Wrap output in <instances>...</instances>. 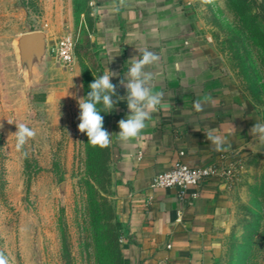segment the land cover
I'll use <instances>...</instances> for the list:
<instances>
[{
  "label": "rangeland",
  "instance_id": "obj_1",
  "mask_svg": "<svg viewBox=\"0 0 264 264\" xmlns=\"http://www.w3.org/2000/svg\"><path fill=\"white\" fill-rule=\"evenodd\" d=\"M89 2L0 0V252L10 264H116L122 228L109 181L110 145L92 146L78 130V100L102 75ZM189 2L226 72L264 114V0ZM38 32L45 35V51L30 65L20 43ZM67 34L76 40L70 66L52 54ZM75 71L82 72L84 89L76 84ZM101 115L108 131L109 113ZM12 121L37 133L22 152L15 148ZM245 162L232 185L234 226L218 264H264V148Z\"/></svg>",
  "mask_w": 264,
  "mask_h": 264
},
{
  "label": "crops",
  "instance_id": "obj_2",
  "mask_svg": "<svg viewBox=\"0 0 264 264\" xmlns=\"http://www.w3.org/2000/svg\"><path fill=\"white\" fill-rule=\"evenodd\" d=\"M89 3L100 71L118 74L111 78L118 96L126 95L119 81L133 59L145 49L159 56L145 71L153 73L152 90L162 92L163 101L141 138L122 142L117 136L118 122L130 114L126 100L109 113L113 206L124 264H218L234 226L237 189L210 179L181 200L176 189L153 188L152 180L169 171L181 151L191 167L208 166L220 155L248 158L254 153L250 129L264 123V114L226 72L188 0ZM75 72L84 89L82 72ZM204 97L211 102L197 112L193 102ZM209 129L226 137L229 151L214 150L205 134Z\"/></svg>",
  "mask_w": 264,
  "mask_h": 264
},
{
  "label": "clouds",
  "instance_id": "obj_3",
  "mask_svg": "<svg viewBox=\"0 0 264 264\" xmlns=\"http://www.w3.org/2000/svg\"><path fill=\"white\" fill-rule=\"evenodd\" d=\"M204 3H212L213 0H203ZM140 59H133L120 85L126 89V95H117V86L111 82L117 73L111 72L94 77L88 87L90 91L86 96L78 100L79 124L78 130L85 133L88 143L100 148L108 147L111 143V136L104 128V117L101 113H111L117 103L126 100L129 115L126 119L118 122L120 131L117 133L122 142L139 140L143 130L147 127L146 121L151 118V113L158 110L162 105L163 93L152 90L154 75L150 71H145L147 66L156 63L159 56L147 49L143 50ZM81 88L83 85L80 86ZM113 97H116L114 100ZM211 97H204L203 100L197 99L193 102V107L197 112L203 111V104L210 103ZM167 106V105H165ZM8 122L9 124L13 123ZM16 123V122H15ZM0 126V128H2ZM16 132L12 133L15 137V148L17 152H22L29 140L36 137V131L25 123H16ZM199 131V129H195ZM206 138L214 146L217 152H227L231 148L227 144L226 137L217 133L215 129L205 132ZM249 134L253 137L254 143L249 144L252 151L257 152L264 148V123L256 122L250 129ZM227 145V146H226ZM27 156V152H23ZM0 264H10L9 258L0 252Z\"/></svg>",
  "mask_w": 264,
  "mask_h": 264
},
{
  "label": "built area",
  "instance_id": "obj_4",
  "mask_svg": "<svg viewBox=\"0 0 264 264\" xmlns=\"http://www.w3.org/2000/svg\"><path fill=\"white\" fill-rule=\"evenodd\" d=\"M188 4H190L188 0ZM76 40L73 34H67L55 44L52 50L54 59L64 66H70L75 59ZM185 152L179 153V158L172 168L156 175L152 187L156 189H176L179 198L185 200L191 189L200 188L210 179H219L226 186L235 183L238 174L245 167L246 157L241 153L220 155L205 167H191L184 162Z\"/></svg>",
  "mask_w": 264,
  "mask_h": 264
},
{
  "label": "water",
  "instance_id": "obj_5",
  "mask_svg": "<svg viewBox=\"0 0 264 264\" xmlns=\"http://www.w3.org/2000/svg\"><path fill=\"white\" fill-rule=\"evenodd\" d=\"M45 46L46 38L43 33L38 32L22 37L20 43L22 58L24 61H29L31 65L35 57L40 60L44 55Z\"/></svg>",
  "mask_w": 264,
  "mask_h": 264
},
{
  "label": "trees",
  "instance_id": "obj_6",
  "mask_svg": "<svg viewBox=\"0 0 264 264\" xmlns=\"http://www.w3.org/2000/svg\"><path fill=\"white\" fill-rule=\"evenodd\" d=\"M85 84H86V82H85ZM110 152H111V150H110ZM110 163H111V160H110ZM54 168H55L56 171L59 170V165L57 163H55L54 164ZM29 169H30L29 162H26V173L28 175V184H29V180H30ZM110 177L111 176L109 175V181L111 183L112 181H111ZM114 212H115V210H114ZM118 225H120V227H121V223L119 221H118ZM63 246H64L65 253L69 254V252H70L69 240H68V237H67L66 226L65 225L63 226ZM114 248L115 249H114L113 258H116V264H124V259H123V253H122V247H121V241L120 240H118L116 242V245H115Z\"/></svg>",
  "mask_w": 264,
  "mask_h": 264
}]
</instances>
